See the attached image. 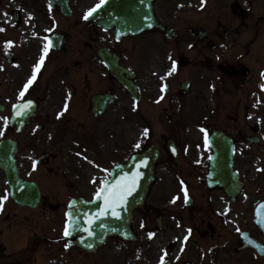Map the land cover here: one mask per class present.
Returning <instances> with one entry per match:
<instances>
[{"label":"rangeland","instance_id":"1","mask_svg":"<svg viewBox=\"0 0 264 264\" xmlns=\"http://www.w3.org/2000/svg\"><path fill=\"white\" fill-rule=\"evenodd\" d=\"M1 1L0 24L7 26L9 22L1 15V10L6 12L14 9V0ZM73 1L78 15H81L102 0ZM182 1L190 10L188 13L183 12L182 19L180 16L176 17L177 12L173 10L181 0L157 1L156 13L164 23L174 27L178 37L166 40L160 35H148L135 42L134 51H128L129 65L138 74V85L143 95L140 105L118 88V98L111 107L110 115L99 125L100 129L98 125H93L95 123L92 117L84 111L79 99L81 95L71 93L70 79L62 82L58 79L44 80L35 91V95L45 98L46 106L42 105L40 110L49 114V124L41 136L43 140L38 139V134L30 140L31 131L26 132L20 140L24 145L33 142L36 153H50L53 150L56 154L51 162L47 161L48 177L56 179L50 180L52 187L49 186L45 194L53 205L62 207L71 196L91 198L98 187L91 183L94 179L99 182L107 176L109 164L111 168L113 164L127 160L132 152L141 150L143 106L144 147L160 143L165 137L174 138L184 147L181 164L194 167L201 175L208 160L203 149L205 143L202 142L207 140L213 130L222 129L227 124L230 135L237 142L236 169L246 184L240 202L235 207L222 202L219 196L211 195L204 188L203 181L199 180L196 173L186 169H174L167 154L163 153L156 169V182L151 188L147 208L134 215L133 229L137 240L125 243L116 238L112 239L93 255L95 258L68 249L65 253L68 264H161L162 257H166L164 264H183L187 260H196V264H234L230 262L232 258L223 250L211 262L213 257L208 249L232 238L235 233L231 228L236 227V224L241 225L240 217L243 214L248 215L256 200L264 199V156L259 150L260 147L253 146L246 140L250 135L260 136L261 145L264 146V89L261 87L264 85V0H208L207 3L206 0ZM205 3L206 10L202 8ZM35 17L34 20L25 17L16 29V34L20 37L17 51L21 52V56L29 53L27 47H24V38L17 30L24 31L27 39L29 36L36 38L31 40L39 47L42 45L41 38L51 26H56L47 18L45 12L38 13ZM68 24L72 25V20ZM64 29L68 31L67 27ZM193 29L208 31L211 40L217 45L216 51L209 50L206 43L198 44L192 34ZM73 30L75 29L69 32ZM80 40L75 34L73 43ZM68 55H71L70 50ZM76 55L74 53V59ZM183 59L191 62L190 67L184 69L180 66ZM230 64L237 67L230 70L224 68ZM174 66L175 71H172ZM185 79H191L192 90L188 96L183 97L179 94V89ZM166 84L170 86L168 94L165 93ZM57 92L61 95L58 102L55 98ZM5 95L9 100L15 99L11 88ZM165 97L169 98L164 99ZM75 99L79 101L73 105ZM64 104L68 108L67 120L63 130L58 132L52 123L55 113ZM163 116L169 121L161 119ZM3 120L4 116H0V129ZM145 129L148 130L147 134ZM51 134L54 136L51 137ZM94 143L97 151L90 146L95 145ZM138 143L140 148L135 147ZM110 154L113 156L108 159ZM66 168L70 169L69 177L66 174L69 170H65ZM191 191L195 194V202L192 208L187 209L184 207L185 194H192ZM209 206L221 212L224 220L210 215L207 212ZM3 207L4 210L2 208L0 211L2 214L13 210L10 203L3 204ZM63 211L64 208H58V212L52 216L53 227L62 223L63 218L59 214ZM181 212L184 213L183 216L180 215ZM158 215L164 216L160 229L155 224ZM28 221L30 225L26 227H14L15 232L23 237V242L30 234L38 232L39 222L44 220L41 214H37L35 219ZM218 222L224 229L219 228L214 239L202 241V248L197 246L195 237L198 238L197 235L203 232L207 223ZM225 222H231L229 229ZM188 229L192 230L190 234L194 237H189ZM149 233L154 235L149 236ZM186 236L188 241L185 240ZM2 237L9 252L18 250L14 244L16 238H12L9 233ZM173 248H177L175 257L172 255ZM58 251L52 253V259L61 256ZM42 255L45 257L44 264H48L46 253ZM35 256L36 263H41L40 253Z\"/></svg>","mask_w":264,"mask_h":264},{"label":"water","instance_id":"2","mask_svg":"<svg viewBox=\"0 0 264 264\" xmlns=\"http://www.w3.org/2000/svg\"><path fill=\"white\" fill-rule=\"evenodd\" d=\"M153 0H110L103 6L100 13L95 15L97 22L107 29L113 30L118 38L132 35H139L151 30H161L156 24V17L153 10ZM61 2V0H55ZM102 57L112 65L113 74L120 78L123 84L128 87V82L122 77L120 68L114 66L117 60L111 55L103 52ZM115 67V68H114ZM210 145L214 151L211 160L209 186L224 190L233 200L242 189L237 175L233 172L234 146L232 141L223 135L215 133L210 139ZM15 145L11 142L0 144V168L4 169L12 187L14 198L18 202L22 200L19 195H37V192L19 180V173L15 165ZM158 157L156 147L151 148L144 155L134 156L127 166H117L111 172V180L104 188L108 189V196H111L117 187L128 184L134 180L136 187L131 195L126 197V204L123 207L117 205L116 213L111 209L106 210L105 193L93 204L77 202L72 211L69 222L71 239L84 249L92 250L111 235H123L131 239L130 231L131 213L139 205L143 204L148 192L150 183L153 181V164ZM146 160V165L142 161ZM17 196V193H19ZM257 225L264 231V205L257 211ZM258 249V247H256ZM261 252L264 253V251Z\"/></svg>","mask_w":264,"mask_h":264},{"label":"flooded vegetation","instance_id":"3","mask_svg":"<svg viewBox=\"0 0 264 264\" xmlns=\"http://www.w3.org/2000/svg\"><path fill=\"white\" fill-rule=\"evenodd\" d=\"M15 5H17L21 11L24 12H30L31 14L35 15L42 12V9L47 5V0H14ZM72 5V0H70ZM73 7V5H72ZM187 5H184V9L181 7H177V14L180 15L181 13L189 12L190 10H186ZM54 14L60 19L61 22V30H57L58 33L66 36L68 40H71L72 35L69 33L70 30L73 28L72 32L76 34L79 38L82 37H88V34H94L92 36V41L87 42L84 44L86 47V50L88 52L87 55L83 53V50L80 49V46L76 48L71 49V55H68V51L65 53L63 52H57L54 50H50L47 46V49L49 50L45 58L42 60H39V56L30 57L28 60L25 61H19V58H17L16 53L14 52V60L13 64H10L8 60L4 57L5 49L3 48V43L8 42L9 47H13L15 45V41L11 37L1 36L0 37V103L4 106L5 111L9 108L11 103H15L13 99H8L5 95V92L12 89V92L14 94L15 99L20 97L21 88L22 86L28 85V81L32 79L33 75L36 76V79L32 82L35 83L34 87L39 86V83H43L44 80L49 81H56L57 79L62 82L63 80L70 79L72 89L71 93L73 95L80 94L81 97L79 98L81 102L88 101L90 99V102H87L88 112L90 116L92 117L93 121L95 123L100 122L102 120L100 117H96L93 113V106L91 103V100L94 96L98 95H104V94H112L116 93V81L114 79L110 78L109 71L107 67L102 63V61L98 58L96 54V48H112L116 52L119 51V53H122L123 48L122 47H116L114 44H109V42L106 41V39L103 37L104 32L101 30V28H98L97 26H88L83 23L82 17L76 18V12L74 11L73 7V14L72 19H74L73 25L64 24L67 23V19H65L62 15L57 14L54 12ZM22 21V18H20V23ZM65 25V26H64ZM167 27L169 26L168 23L165 24ZM65 30L64 28H66ZM170 28V26L168 27ZM89 40V39H88ZM48 45V43H47ZM74 53H76V58H73ZM79 54V55H78ZM96 54V55H95ZM124 67L130 69L129 65H125L123 63ZM38 67V71L36 70ZM132 70V69H131ZM51 76V78H50ZM31 84V85H32ZM31 85L28 86L27 91L25 94L27 96L36 98V101L38 103V117L41 118L43 122V129L46 128V125L49 124V114H46L44 111L40 110L41 106H46L44 104L45 98L35 95L34 92L31 90ZM68 85V84H67ZM60 87H62L60 85ZM69 87V85H68ZM61 95L58 94L55 96L56 101L58 102V99ZM48 97V96H47ZM88 97H90L88 99ZM54 98V99H55ZM78 99V100H79ZM66 104L62 105V107L58 110L57 113L54 115L53 123H56L58 119L63 120V112L67 110L68 108H65ZM65 108V110H64ZM110 109L108 110V113L103 116L105 119L107 116L110 115ZM110 111V112H109ZM144 119V116H143ZM42 126L39 125L38 129H41ZM144 144V139H143ZM144 151V148H143ZM181 157V153H180ZM29 162V159L27 156L22 157L21 160V167L25 171L26 165ZM42 165H45V162H42ZM4 187V176L0 173V191L3 190ZM218 228L212 224L207 225V230H205L202 234L203 239H214L216 236ZM250 234L253 238L258 239L264 243V239L262 235L257 232L255 227L253 226V231H250ZM239 247V244H238ZM222 249H227L230 253L231 250L234 249L233 247H222ZM1 252V249H0ZM2 254L0 253V256ZM239 257L238 263L239 264H264V257L258 255L254 250H243L239 254H237ZM1 260V259H0Z\"/></svg>","mask_w":264,"mask_h":264},{"label":"snow or ice","instance_id":"4","mask_svg":"<svg viewBox=\"0 0 264 264\" xmlns=\"http://www.w3.org/2000/svg\"><path fill=\"white\" fill-rule=\"evenodd\" d=\"M100 7H101V5L98 4L95 8L91 9L89 11V13L85 16V19H88L90 16H92L93 13H95L97 11V9L100 8ZM0 30H2V29H0ZM173 64L175 65V62H173ZM36 70L37 71L39 70L38 67H37ZM172 71H175V66L173 67ZM262 75H264V74H262ZM35 79H36V76L33 75L32 79H30L28 81V85L25 86V90L20 93L21 97H24V93L27 91L28 86L31 85L32 82ZM261 87H262V89H264V85H261ZM31 104H32V101L29 100V101H27V105H25L24 107L27 109V108H29L31 106ZM14 107L17 108V111H16V115L17 116H21L22 117V116H26L28 114L27 111H20L19 110V106H14ZM147 132H148V130L145 129V134H147ZM2 134L3 133L0 132V135H2ZM135 147L136 148H140V144L139 143L136 144ZM173 151H175V149H173ZM85 159H87V158L85 157ZM142 163L146 165L147 161L144 160V161H142ZM135 187H136V184H135V181L133 180L131 182V186H129L126 183L123 186L117 187V189L114 192H112L111 196L107 195V193H108V189L107 188L101 189V192L106 194L104 196L106 210L107 209H111V211L115 214L116 213V209H117V205H119L120 207H123L126 204V197L128 195H131V193L135 189ZM97 198L98 199L100 198V192L97 193ZM7 199H8L7 194H5L4 196H0V209L3 208V202L6 201ZM187 199H188V197H187V193H186L185 194V202L186 203H187ZM191 231H192L191 229H188V233L189 234L191 233ZM64 234H65V236L69 235L67 227L65 229V233ZM152 235H154V234L153 233H149V236H152ZM185 240H187V236L185 237ZM161 264H164L163 258L161 259Z\"/></svg>","mask_w":264,"mask_h":264},{"label":"bare ground","instance_id":"5","mask_svg":"<svg viewBox=\"0 0 264 264\" xmlns=\"http://www.w3.org/2000/svg\"><path fill=\"white\" fill-rule=\"evenodd\" d=\"M177 248H173V252H174V254H173V257H175L176 256V250Z\"/></svg>","mask_w":264,"mask_h":264}]
</instances>
